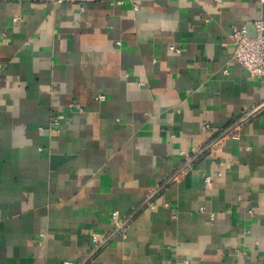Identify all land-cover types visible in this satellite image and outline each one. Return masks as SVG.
Returning <instances> with one entry per match:
<instances>
[{
	"label": "crops",
	"instance_id": "obj_1",
	"mask_svg": "<svg viewBox=\"0 0 264 264\" xmlns=\"http://www.w3.org/2000/svg\"><path fill=\"white\" fill-rule=\"evenodd\" d=\"M258 19L264 0H0V264H264V78L230 37Z\"/></svg>",
	"mask_w": 264,
	"mask_h": 264
},
{
	"label": "built area",
	"instance_id": "obj_2",
	"mask_svg": "<svg viewBox=\"0 0 264 264\" xmlns=\"http://www.w3.org/2000/svg\"><path fill=\"white\" fill-rule=\"evenodd\" d=\"M219 1V0H217ZM255 33L249 34L246 24L234 25L231 29L230 37L233 45V57L242 65L249 73L257 77L264 78V21L261 19L253 21ZM97 100H102L105 95L99 93L95 97ZM77 109H81L80 105L73 103ZM63 115L58 114L53 117L52 124L57 126ZM206 182H210V178H206ZM152 206V204H149ZM212 214V213H211ZM122 219L119 211L114 210L110 214V225L112 230L120 229ZM91 240L94 244H100L103 237L97 232H93ZM63 264H71L69 261H64Z\"/></svg>",
	"mask_w": 264,
	"mask_h": 264
}]
</instances>
